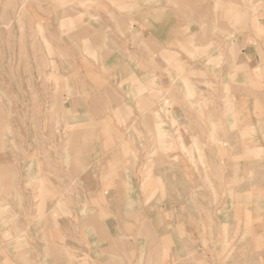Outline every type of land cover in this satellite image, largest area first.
Masks as SVG:
<instances>
[{"label":"crops","instance_id":"0c3cea01","mask_svg":"<svg viewBox=\"0 0 264 264\" xmlns=\"http://www.w3.org/2000/svg\"><path fill=\"white\" fill-rule=\"evenodd\" d=\"M147 2L153 0H140L134 11H125L123 15L116 12L117 17L114 18L101 17L103 21L96 23L95 28L86 30L84 38L88 43L83 47L81 44V50L74 44L70 45L71 56H82L88 64L97 65L107 72L109 92L117 90L121 93L123 105L129 110L102 114L95 111L91 106L95 104L89 101L97 94L89 97L76 88L75 99L70 98L68 107L71 110L70 120H114L123 121L124 125L110 130V134H104L103 131L107 130L98 124L69 135L88 137L82 150L88 158L84 157L77 164L75 175L60 177L59 183L51 176L40 178L48 191L53 184H60L61 191L64 185L75 186L73 192H65V202L64 193L60 194V207L55 208L48 196L44 198L47 202L45 207H41V202L37 207L35 188L29 189V192L21 189L20 186L41 184L35 178L23 172V176L17 179L0 173V264H197V251L200 256L206 251L203 255L206 264L256 263L255 250L258 246H255V240L259 236V228L252 226L251 230L245 229L244 221L237 219L245 210L254 216L257 207L252 202L253 205L246 209L244 162L237 161L232 167L236 169L235 178H225V187L219 188L220 200L217 201L213 195V184L202 171L205 166L199 161L198 166L195 163L196 155L195 160H188L187 165L194 175L185 177L180 173L185 166L180 164L179 132L189 138L211 136V115L207 113L202 118L195 114L196 118L194 114L188 117L177 110L163 112V104L159 102L160 121L165 123V127L156 129L158 116L150 111V105L148 108V99L144 100L147 92L143 95L137 93V84L140 89L147 88L149 78L158 72L150 65L149 58L152 56L140 45L147 37L150 36L159 51L173 50L184 41L193 43L195 47L208 43L203 36L200 17L197 20L184 19L179 14L180 5L169 6L164 0H155L150 7ZM220 2H224V7L233 4L239 11L245 8V0ZM202 3L214 7L213 0ZM75 38L78 40L79 34ZM215 40L220 38L217 36ZM235 40V45L241 48L242 61L236 64V68L240 69V80H244V68H241L244 66L258 87L261 84L264 89V61L260 53V49L264 52L263 43L258 40L245 45L247 38L243 32H238V28ZM133 41L137 46L133 45ZM232 69L229 62L221 73L229 75ZM157 79L156 85H161V80ZM235 88L242 89L243 86L236 85ZM256 100L259 101V98L252 94L250 101L253 106ZM217 118L214 120L225 122L228 115L219 113ZM244 119L242 114L236 118ZM251 120L257 136L263 138L259 122H264V115L252 113ZM225 131L222 130L219 135L225 138L240 135L238 130L235 134H229L227 129ZM105 135L116 139L105 145L100 139ZM158 136H166L167 139L159 142ZM199 147L206 152L201 144ZM235 147L237 154L242 152L241 145ZM123 148L129 149V153ZM124 152L128 155L124 156ZM133 152L137 155L136 159ZM152 153V159L147 161L146 156ZM195 167L201 171L197 173ZM102 191L106 194L104 201L100 197ZM22 193L27 196V202L21 207L10 196H22ZM211 213L219 223L220 232V225H229L226 226L230 239L218 246L209 241L206 247L205 240L209 239L201 218ZM249 231L251 234H248ZM232 238H235L233 248ZM245 247L252 249V258L244 259ZM212 250L216 255L214 257Z\"/></svg>","mask_w":264,"mask_h":264},{"label":"rangeland","instance_id":"374dc122","mask_svg":"<svg viewBox=\"0 0 264 264\" xmlns=\"http://www.w3.org/2000/svg\"><path fill=\"white\" fill-rule=\"evenodd\" d=\"M139 1L0 0V173L17 179L23 176V172L41 182L39 185L20 186L28 192L35 188L37 207L39 202L43 203L42 208L45 207V196L53 200L55 208L60 207V194L64 193L65 202V192L74 191L73 185H64L61 191L60 184L51 185L50 191L45 190L44 180L40 178L51 176L52 179L57 178L59 183L60 177L76 174L77 164L84 157L88 158L82 152L88 137H71L76 134V130L99 124L107 130L103 131L104 134H110V130L124 125L123 121L114 120H70L71 110L68 107L70 98L75 99L73 95L76 88L89 97L97 94L89 101L95 104L91 105L94 110L102 114H118L129 110L123 105L121 93L117 90L109 92L107 72L97 65L88 64L82 56H71L70 45L74 44L80 49L81 44L83 47L88 43L84 38L88 28H95L96 23L108 16L117 17L116 12L123 15L125 11H134V7L139 6ZM204 1L207 0H164L169 6L180 5L179 14L184 19L197 20L200 17L203 36L208 43L195 47L193 43L184 41L173 50L159 51L150 36L147 37L143 44H139L148 50L152 56L149 58L150 65L158 72L149 78L147 88L140 89L137 84V93L143 95L147 92L144 100L148 99V108L150 105V111L158 116L156 129L165 127V123L160 121L158 111L161 109L163 112L177 110L188 117L191 114L202 118L211 115V136L189 138L182 131L179 132L180 164L181 167L185 166L180 169L181 176L194 175L187 165L188 160L194 161L196 155L195 163L198 166L199 161L205 166L202 171L213 184V195L219 201L218 190L225 187V178H235L236 169L232 167L237 161L244 162L246 209L253 203L257 207L255 206L254 216L245 210L237 219L244 221L245 229L251 230L252 226H258L260 233L255 240V246H258L255 250L256 257L254 254L255 264H264V135L263 138L257 136L251 120L252 113L264 115V89L261 84L258 87L244 66L241 67L244 68V80H240V69L236 68V64L242 61L241 48L235 45L237 28L247 38L245 45L248 42L257 43L258 40L264 45V0H245V8L240 11L233 4L224 7V2L220 0H213V8L203 4ZM154 2L155 0L147 2L146 5L150 7ZM77 34L78 40L75 38ZM217 36L220 38L218 41L215 40ZM132 43L137 46L135 41ZM260 50L264 61V52ZM92 57L96 60L95 56ZM229 62L233 68L232 73L222 74V69ZM157 78L161 80V85H156ZM236 85L243 88L237 89ZM252 94L259 98L254 106L250 101ZM159 102L163 104L161 109ZM219 113L228 115L226 126L225 122L214 120L218 119ZM240 114L245 118L242 121L236 120ZM262 124L264 122L260 121L264 134ZM225 129L229 134H235L238 130L240 135L221 137L219 134ZM166 136H158L159 142L166 140ZM100 139L105 145H109L116 137L105 135ZM150 139L154 140L153 137ZM200 144L206 152L200 149ZM236 145L243 147L242 152L236 153ZM123 150L129 153V149ZM125 152L124 156L128 155ZM153 155L154 153L148 154L146 160L152 159ZM133 156L136 159L134 152ZM195 168L197 173L201 171L198 167ZM100 197L104 201L106 194L102 191ZM257 197L259 200L255 201ZM10 198L18 201L21 207L26 206L27 196L24 197L23 193L22 196ZM201 219L202 226L206 229L205 235L209 239L205 240L206 247L209 246V241L213 246L229 242L228 224L220 225V232L214 213ZM248 234H251L250 231ZM231 242L233 248L235 238ZM243 251L244 259L252 258L251 248L245 247ZM213 252L214 250V257L216 255ZM205 253L206 251L200 256L197 251V264H206L203 257Z\"/></svg>","mask_w":264,"mask_h":264}]
</instances>
